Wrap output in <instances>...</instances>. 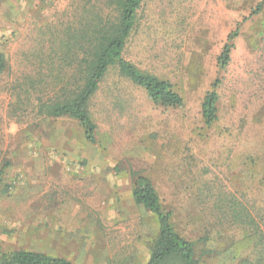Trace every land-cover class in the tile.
Listing matches in <instances>:
<instances>
[{
  "label": "rangeland",
  "instance_id": "374dc122",
  "mask_svg": "<svg viewBox=\"0 0 264 264\" xmlns=\"http://www.w3.org/2000/svg\"><path fill=\"white\" fill-rule=\"evenodd\" d=\"M70 2L0 0V28L17 26L0 35L7 64L0 77L1 250L73 264L142 259L157 225L132 200L139 174L176 209L182 236H206L199 264H264V0H142L123 58L169 81L183 107L153 105L112 67L90 104L95 143L74 120L36 117L33 93L32 104L23 98L17 106L12 90L38 73L36 50L49 46ZM216 79L218 118L207 128L200 109ZM48 85L42 89L50 94ZM228 199L251 226L217 214Z\"/></svg>",
  "mask_w": 264,
  "mask_h": 264
},
{
  "label": "trees",
  "instance_id": "16d2710c",
  "mask_svg": "<svg viewBox=\"0 0 264 264\" xmlns=\"http://www.w3.org/2000/svg\"><path fill=\"white\" fill-rule=\"evenodd\" d=\"M141 3L142 0H71L60 17L59 28L55 33L52 30L49 32L53 38L48 41L49 46L36 50L38 73L24 76L13 85L17 106L23 98L31 103L33 93L35 103L32 110L36 117L74 120L83 130L85 140L95 143L97 127L92 119L90 104L109 69L115 67L133 86L142 89L153 105L182 108L183 98L169 81L144 73L123 58ZM236 36V32L230 34L222 49L219 57L221 68H225L230 61ZM6 68L5 56L0 52V77ZM43 70L49 74L44 75ZM66 70L72 72L70 77L62 75ZM48 82L53 84L50 94L42 89L49 86ZM218 88L219 80L216 79L201 104V118L207 128H211L218 118ZM1 178L2 171L0 183ZM131 196L136 207L155 218L157 231L148 238L142 259L134 262L124 257L114 264H199V245L207 243L206 236L194 240L181 235L175 223L176 209L161 202L148 177L134 174ZM219 208L217 214L227 223L228 220L231 224L240 222L239 225L243 226L249 222L251 226V221L244 216L243 208L236 201L228 199ZM0 264L73 263L42 252L22 249L3 252L0 248Z\"/></svg>",
  "mask_w": 264,
  "mask_h": 264
},
{
  "label": "crops",
  "instance_id": "0c3cea01",
  "mask_svg": "<svg viewBox=\"0 0 264 264\" xmlns=\"http://www.w3.org/2000/svg\"><path fill=\"white\" fill-rule=\"evenodd\" d=\"M1 15H3V14H1ZM22 17H20V18H18V19H16V20H13V22H14V24L15 25H17V24H19L18 22H20V20L19 19H21ZM15 27H17V26H14V28L12 29V31H10V29H8V30H5L6 28H0V35L1 34H7V32L8 33H11V32H13V31H15Z\"/></svg>",
  "mask_w": 264,
  "mask_h": 264
}]
</instances>
